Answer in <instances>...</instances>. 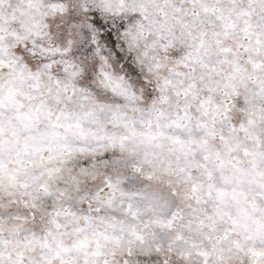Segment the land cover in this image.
<instances>
[{"label":"snow or ice","instance_id":"snow-or-ice-1","mask_svg":"<svg viewBox=\"0 0 264 264\" xmlns=\"http://www.w3.org/2000/svg\"><path fill=\"white\" fill-rule=\"evenodd\" d=\"M0 264H264V0H0Z\"/></svg>","mask_w":264,"mask_h":264}]
</instances>
